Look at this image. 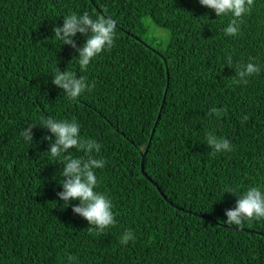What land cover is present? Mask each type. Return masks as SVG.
Segmentation results:
<instances>
[{
	"label": "trees",
	"instance_id": "obj_1",
	"mask_svg": "<svg viewBox=\"0 0 264 264\" xmlns=\"http://www.w3.org/2000/svg\"><path fill=\"white\" fill-rule=\"evenodd\" d=\"M73 12L117 22L115 46L85 72L88 37L78 32L75 48L54 39ZM231 19L199 0H0V264H264V218L226 224L239 196L264 191V0L237 36L223 31ZM147 20L167 29L165 46L142 42ZM249 62L259 74L233 83ZM57 71L95 87L70 100ZM41 117L75 119L101 145L95 190L111 198L115 226L90 232L80 201L64 204V164ZM33 124L29 143L21 132ZM208 132L233 150L213 155ZM129 229L136 239L120 244Z\"/></svg>",
	"mask_w": 264,
	"mask_h": 264
},
{
	"label": "clouds",
	"instance_id": "obj_2",
	"mask_svg": "<svg viewBox=\"0 0 264 264\" xmlns=\"http://www.w3.org/2000/svg\"><path fill=\"white\" fill-rule=\"evenodd\" d=\"M200 4L215 11L218 17L231 14L232 19L227 27L223 30L227 36H237L240 31V23L242 17L250 14L254 7V0H199ZM56 40L62 41L63 44H76L73 38L76 34L82 33L88 37L86 44L79 49L78 63L81 72L88 70L90 63L105 50H111L115 46L117 22L110 16L97 15L94 19L88 12L78 15L73 12L65 16L64 26H56L53 29ZM89 31L91 35H89ZM228 64L231 65V55H229ZM238 76L235 77L233 83L247 84L248 77L259 74L260 66L249 62L248 64L237 68ZM53 83L62 88L66 96L72 100L80 97L86 91L91 92L95 87L89 84L87 77L78 76L73 71H57L55 73ZM221 110L213 107L209 110L208 115L213 113L219 118ZM247 120L248 117L243 118ZM41 126L47 127L55 134V142L51 144L49 149L50 157L57 159L64 164L61 175L63 176L64 191L59 193L64 204L68 206L69 201L79 200L80 206L74 208L75 213L86 218L94 228L89 231L98 233L105 232L106 229L116 225V217L113 213L114 205L111 198L95 189L98 187V179L95 175V169L105 167L106 161L97 159L93 156V152H99L101 145L94 139L83 138L80 135V125L75 119L56 120L52 117H41ZM23 129L21 136L25 141L33 143V135L31 128ZM51 142L52 138L46 136ZM207 144L213 149V155L219 152L232 151L231 142L226 138L217 137L212 132L207 133ZM77 149L86 154L85 157H73L69 153L70 149ZM228 192L234 193L231 189ZM228 217L226 224L242 225L245 221L252 219L264 218V191L260 187H250L242 196H239L237 206L226 212ZM136 239L134 233L129 229L126 230L120 238V244L127 245L130 240ZM76 257L69 255L68 261L72 262Z\"/></svg>",
	"mask_w": 264,
	"mask_h": 264
},
{
	"label": "rangeland",
	"instance_id": "obj_3",
	"mask_svg": "<svg viewBox=\"0 0 264 264\" xmlns=\"http://www.w3.org/2000/svg\"><path fill=\"white\" fill-rule=\"evenodd\" d=\"M147 32L141 36L142 42L153 48L159 49L165 46L169 40V32L163 26H156L150 20L146 22Z\"/></svg>",
	"mask_w": 264,
	"mask_h": 264
},
{
	"label": "water",
	"instance_id": "obj_4",
	"mask_svg": "<svg viewBox=\"0 0 264 264\" xmlns=\"http://www.w3.org/2000/svg\"><path fill=\"white\" fill-rule=\"evenodd\" d=\"M153 132H154V130H152V132H151V134H152L151 138L153 137ZM149 144H150V140L148 141L147 147L149 146ZM147 147H146L145 152L142 154L141 163H140L141 171L143 170V168H142L143 167V160H144V156H145L146 151H147ZM156 188H157V190H159V188L157 186H156ZM202 217H204V216H202Z\"/></svg>",
	"mask_w": 264,
	"mask_h": 264
}]
</instances>
